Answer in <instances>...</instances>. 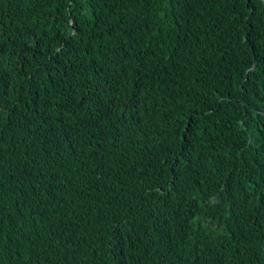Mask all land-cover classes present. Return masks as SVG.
Masks as SVG:
<instances>
[{
    "label": "trees",
    "instance_id": "obj_1",
    "mask_svg": "<svg viewBox=\"0 0 264 264\" xmlns=\"http://www.w3.org/2000/svg\"><path fill=\"white\" fill-rule=\"evenodd\" d=\"M0 264H264V1L0 0Z\"/></svg>",
    "mask_w": 264,
    "mask_h": 264
},
{
    "label": "water",
    "instance_id": "obj_2",
    "mask_svg": "<svg viewBox=\"0 0 264 264\" xmlns=\"http://www.w3.org/2000/svg\"><path fill=\"white\" fill-rule=\"evenodd\" d=\"M264 1V0H263Z\"/></svg>",
    "mask_w": 264,
    "mask_h": 264
}]
</instances>
